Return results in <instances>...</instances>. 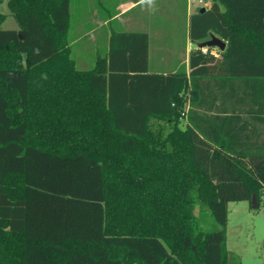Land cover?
<instances>
[{
	"label": "trees",
	"instance_id": "trees-1",
	"mask_svg": "<svg viewBox=\"0 0 264 264\" xmlns=\"http://www.w3.org/2000/svg\"><path fill=\"white\" fill-rule=\"evenodd\" d=\"M210 1L189 37L227 44L189 73L151 72L136 31L78 68L71 0H9L18 29L0 11V264H242L226 225L264 196V0Z\"/></svg>",
	"mask_w": 264,
	"mask_h": 264
},
{
	"label": "crops",
	"instance_id": "crops-1",
	"mask_svg": "<svg viewBox=\"0 0 264 264\" xmlns=\"http://www.w3.org/2000/svg\"><path fill=\"white\" fill-rule=\"evenodd\" d=\"M210 4V0H71V56L78 68L88 69L108 54L112 35L145 32L151 72L167 73L184 67L189 73L190 52L195 44L189 37L190 16ZM220 7L224 9L222 4ZM181 34L184 43L177 39Z\"/></svg>",
	"mask_w": 264,
	"mask_h": 264
},
{
	"label": "rangeland",
	"instance_id": "rangeland-1",
	"mask_svg": "<svg viewBox=\"0 0 264 264\" xmlns=\"http://www.w3.org/2000/svg\"><path fill=\"white\" fill-rule=\"evenodd\" d=\"M8 1L0 0V11L6 15L2 28L18 29L19 25L12 15ZM177 39L180 43L185 42L183 34L178 35ZM188 43L190 44V40ZM195 47L196 43L193 44V48ZM212 53L218 54L216 47L213 48ZM90 66L87 65L86 68ZM183 122H186L185 118ZM153 128L156 132L166 135L171 125L153 119ZM226 239L230 262L232 254H236L242 264H264V196L256 208L252 207L249 200L231 201L226 225Z\"/></svg>",
	"mask_w": 264,
	"mask_h": 264
},
{
	"label": "water",
	"instance_id": "water-1",
	"mask_svg": "<svg viewBox=\"0 0 264 264\" xmlns=\"http://www.w3.org/2000/svg\"><path fill=\"white\" fill-rule=\"evenodd\" d=\"M204 9L205 7H202L201 11H203ZM195 43H196V46L201 49L210 48V47H218L221 50H223L226 46V42L222 38H220L219 36H217L216 34L212 32L209 34V37L207 39L202 40V41H197ZM252 207L253 208L258 207V203L256 202V199L254 196L252 198Z\"/></svg>",
	"mask_w": 264,
	"mask_h": 264
},
{
	"label": "built area",
	"instance_id": "built-area-1",
	"mask_svg": "<svg viewBox=\"0 0 264 264\" xmlns=\"http://www.w3.org/2000/svg\"><path fill=\"white\" fill-rule=\"evenodd\" d=\"M200 2H202V0H200ZM204 51L206 50V48L203 49Z\"/></svg>",
	"mask_w": 264,
	"mask_h": 264
},
{
	"label": "clouds",
	"instance_id": "clouds-1",
	"mask_svg": "<svg viewBox=\"0 0 264 264\" xmlns=\"http://www.w3.org/2000/svg\"><path fill=\"white\" fill-rule=\"evenodd\" d=\"M149 2H151V0H149Z\"/></svg>",
	"mask_w": 264,
	"mask_h": 264
}]
</instances>
